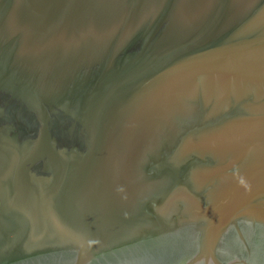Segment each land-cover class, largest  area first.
<instances>
[{"label":"water","instance_id":"1","mask_svg":"<svg viewBox=\"0 0 264 264\" xmlns=\"http://www.w3.org/2000/svg\"><path fill=\"white\" fill-rule=\"evenodd\" d=\"M0 264H264V0H0Z\"/></svg>","mask_w":264,"mask_h":264}]
</instances>
